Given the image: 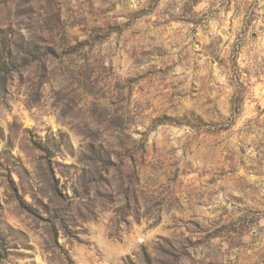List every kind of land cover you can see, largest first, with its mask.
Listing matches in <instances>:
<instances>
[{"label": "rangeland", "instance_id": "rangeland-1", "mask_svg": "<svg viewBox=\"0 0 264 264\" xmlns=\"http://www.w3.org/2000/svg\"><path fill=\"white\" fill-rule=\"evenodd\" d=\"M0 264H264V0H0Z\"/></svg>", "mask_w": 264, "mask_h": 264}, {"label": "trees", "instance_id": "trees-1", "mask_svg": "<svg viewBox=\"0 0 264 264\" xmlns=\"http://www.w3.org/2000/svg\"><path fill=\"white\" fill-rule=\"evenodd\" d=\"M175 122H176L177 124H181V123H182V121H180V120H175Z\"/></svg>", "mask_w": 264, "mask_h": 264}]
</instances>
